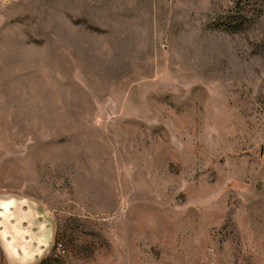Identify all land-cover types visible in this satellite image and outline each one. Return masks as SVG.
<instances>
[{
    "label": "rangeland",
    "instance_id": "374dc122",
    "mask_svg": "<svg viewBox=\"0 0 264 264\" xmlns=\"http://www.w3.org/2000/svg\"><path fill=\"white\" fill-rule=\"evenodd\" d=\"M12 198L31 264H264V0H0Z\"/></svg>",
    "mask_w": 264,
    "mask_h": 264
},
{
    "label": "water",
    "instance_id": "95a60500",
    "mask_svg": "<svg viewBox=\"0 0 264 264\" xmlns=\"http://www.w3.org/2000/svg\"><path fill=\"white\" fill-rule=\"evenodd\" d=\"M47 229L50 231L49 223L34 202L24 198L0 200V247L11 263L36 262L51 245Z\"/></svg>",
    "mask_w": 264,
    "mask_h": 264
}]
</instances>
